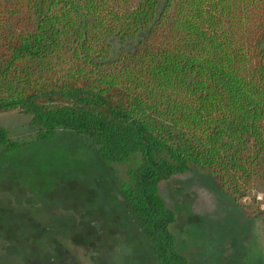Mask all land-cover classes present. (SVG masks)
I'll list each match as a JSON object with an SVG mask.
<instances>
[{
	"label": "trees",
	"instance_id": "obj_1",
	"mask_svg": "<svg viewBox=\"0 0 264 264\" xmlns=\"http://www.w3.org/2000/svg\"><path fill=\"white\" fill-rule=\"evenodd\" d=\"M9 113L32 132L0 126L1 165L63 133L81 139L63 140L111 185L109 208L86 194L92 213L128 216L155 264H189L162 183L195 168L238 206L264 194V0H0ZM110 166H125L123 182Z\"/></svg>",
	"mask_w": 264,
	"mask_h": 264
},
{
	"label": "rangeland",
	"instance_id": "obj_2",
	"mask_svg": "<svg viewBox=\"0 0 264 264\" xmlns=\"http://www.w3.org/2000/svg\"><path fill=\"white\" fill-rule=\"evenodd\" d=\"M111 47L115 56L119 42ZM0 126L18 139L32 132L28 118L14 113L0 115ZM60 135L68 137L59 142H81ZM63 141L5 156L0 164V264H155L128 216L103 208L92 213L87 193L109 208L108 170ZM107 168L118 182L125 180V166ZM159 195L175 214L169 232L189 264H264V194L238 206L192 168L162 183ZM70 218L85 224L79 220L75 227Z\"/></svg>",
	"mask_w": 264,
	"mask_h": 264
},
{
	"label": "water",
	"instance_id": "obj_3",
	"mask_svg": "<svg viewBox=\"0 0 264 264\" xmlns=\"http://www.w3.org/2000/svg\"><path fill=\"white\" fill-rule=\"evenodd\" d=\"M121 200V199H120Z\"/></svg>",
	"mask_w": 264,
	"mask_h": 264
}]
</instances>
